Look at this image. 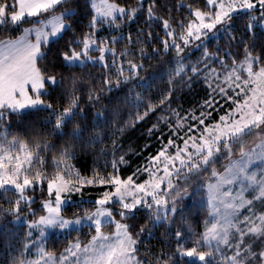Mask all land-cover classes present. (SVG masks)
Returning <instances> with one entry per match:
<instances>
[{
	"label": "snow or ice",
	"instance_id": "6c2138e0",
	"mask_svg": "<svg viewBox=\"0 0 264 264\" xmlns=\"http://www.w3.org/2000/svg\"><path fill=\"white\" fill-rule=\"evenodd\" d=\"M74 4L0 0V220L10 216L17 227L26 225L7 264H152L141 244L156 228L175 237V248L155 264H264V0H192L181 5L187 13L180 19L172 8L158 13L167 0H90L89 30L79 35ZM140 17L147 32L138 27L133 38L122 31ZM152 23L162 25L163 37L154 35ZM105 27L113 34L98 37ZM154 58L160 68L149 73L144 61ZM97 64L98 80L77 76V68ZM177 83L202 84L206 98L192 108L173 107ZM153 117L146 132L160 146L121 175L119 166L129 161L108 129L123 132ZM14 123L28 135L13 133ZM108 137L111 159L101 148L104 167L82 175L70 161ZM45 185L38 214L29 190ZM86 185L104 190L84 201ZM73 193L81 200L69 211ZM189 196L207 209L190 242ZM49 232L66 240L59 255L41 243Z\"/></svg>",
	"mask_w": 264,
	"mask_h": 264
},
{
	"label": "trees",
	"instance_id": "16d2710c",
	"mask_svg": "<svg viewBox=\"0 0 264 264\" xmlns=\"http://www.w3.org/2000/svg\"><path fill=\"white\" fill-rule=\"evenodd\" d=\"M123 2V0H121ZM129 5H136L137 3H146V0H128ZM189 3H192V0H167L166 5H162L160 8L157 9L158 13L160 15H167L168 9L172 8V16L176 19H180L182 14L187 13L186 7H181V5H187ZM74 7H77L78 11V21H77V27L75 29V35L81 34V32L88 31V24L90 22L92 9L90 7V0H75ZM196 6H200L199 3ZM31 19V18H29ZM23 27H27V24L22 25ZM144 28L145 32L148 31V28L145 27V18L140 17L139 19L129 23H125L123 25L122 31L126 34L129 31L132 32L133 38H135L137 32V28ZM237 32L241 31L243 29V21H239L236 25ZM154 35L159 34L160 37H163L164 32L162 25L157 26L156 23H152V28ZM113 34L111 30L105 28L104 30H101L97 32L98 37H104L106 35ZM73 33L69 32L65 35L64 40H68L72 38ZM104 35V36H102ZM2 38V37H0ZM220 47L226 48V40L227 37L224 33L218 34ZM64 40H62L60 43L63 45ZM212 47L210 50H215V45L217 43L216 39H213L211 42ZM150 44V42H149ZM124 45L120 44L118 45V50L122 48ZM132 47L138 48L139 45L133 44ZM235 47L233 48V51H236ZM148 54H151V47H147L146 49ZM191 57L195 59L199 55V51L195 48L191 50L190 53ZM111 57H109V60ZM146 65H151L150 68H148V72L151 73L153 71H157L160 68V61L159 59H152L148 60L145 59ZM89 73H91V77L98 80L100 78L101 73V66L97 64L95 67H86L82 71L77 68L76 74L77 76H81L84 78L85 81L89 79ZM143 74V73H142ZM167 81L165 79V82L163 84H160L159 87L163 88L165 87ZM88 85L85 84L84 87L86 88ZM158 91V89H153V93ZM109 95H112L111 93ZM115 95H119V93H116ZM174 103L173 107H176L177 104H179L182 108L188 109L197 106L201 100L206 98V90L205 87L202 84H194L191 89L188 87H182L179 83L176 85V91L174 92ZM53 100L59 101V97H56L55 95L52 97ZM84 100H87V95L85 93ZM60 103H63V101H59ZM112 107H116V104L113 103ZM134 111V110H133ZM121 116L124 118H127L128 116V109L126 107L120 108ZM149 120L147 122H140L135 125V127H126L123 132L116 131L115 127H110L108 129L109 133L115 132V138L117 139V143L122 145L123 151L127 154V159L129 161V165H120V172L121 175H127L131 171H133L142 161L146 158L148 153H155V151L160 146L159 141L157 140L156 136L149 137L148 133L146 132L147 127L150 126V124L154 121ZM123 123L122 119L117 120V126ZM11 131L13 133H19L21 136L28 135L25 131H23V126L18 124H13ZM159 135L158 133L156 134ZM111 138L108 137L105 139V142L103 144L97 143L94 147L89 148L86 153L81 154L79 151H77L76 158L71 160L70 163L75 166L76 169L80 171L82 175H88L91 176L94 169L100 168L102 169L105 165L106 157L104 156V153L100 151L101 148H104L106 152L108 153L107 159H111V153H112V146H111ZM147 148H145V145H149ZM50 164V161H49ZM49 172L51 173V167H49ZM109 170L111 168L109 167ZM85 190L89 193H92L90 196L92 197L93 201L104 189L103 186L95 185V186H87L85 187ZM38 192V191H35ZM40 194H38L35 198V203L33 204V207L37 208L38 214L40 205L42 203V199L44 196H46V187L44 186L41 191H39ZM186 204V221L187 223L184 225L188 231H186L185 239L186 241H191L195 237L193 233H197L202 231L204 220L207 216V209L201 208L199 205V197L196 199H193L191 196L187 197L185 200ZM90 204L85 203L82 207H90ZM69 211L73 210L71 207L68 209ZM179 219V218H178ZM6 226V231L4 230ZM173 229L176 228V225L174 224L172 226ZM26 231V225L23 227H17V224L12 220L10 216L4 217L3 220H0V264H7L8 259L10 255L15 254L16 250L21 247L22 238L24 236V233ZM142 244H141V252L142 254L147 251L148 253H151L152 255L145 256V259L150 260L152 264H155V258L156 256L161 255L162 253H169L175 248V237L166 235L163 228H156L154 229L150 234L146 231L143 234L142 237ZM66 246V240L61 234L53 233L52 236L49 238L46 247L49 250L54 251L56 254H59L63 248ZM187 259V258H185ZM196 264H199L197 261Z\"/></svg>",
	"mask_w": 264,
	"mask_h": 264
},
{
	"label": "rangeland",
	"instance_id": "374dc122",
	"mask_svg": "<svg viewBox=\"0 0 264 264\" xmlns=\"http://www.w3.org/2000/svg\"><path fill=\"white\" fill-rule=\"evenodd\" d=\"M31 19H33V18H31ZM106 28V27H105ZM104 28V29H105ZM103 29V30H104ZM101 31V30H100ZM97 32H99V31H97ZM102 36H104V35H102ZM87 186H90V185H86L85 187H87ZM44 187V186H43ZM43 187H41V186H38L37 188H36V190L35 191H38V192H32V190L30 189L29 190V194H31V195H33L34 196V200H35V198H36V196L38 195V194H40L39 193V191H41V189L43 188ZM45 187H46V185H45ZM85 187H84V190H83V200L84 201H91L92 200V197L90 196L92 193H89L88 191H86L85 190ZM81 200V194L80 193H73L72 194V201H68L67 202V204L65 205V207H66V209L68 210L69 209V207L72 205V202L73 201H80ZM42 204V203H41ZM83 205H85V204H83ZM82 205V206H83ZM258 207H259V205H258ZM15 222V221H14ZM16 223V222H15ZM52 234L53 233H51V232H49V233H47L46 234V236H45V239L43 240V241H41V243H43V244H47V242H48V240H49V238L52 236ZM56 234H60L59 232H56ZM57 255H59V254H57Z\"/></svg>",
	"mask_w": 264,
	"mask_h": 264
}]
</instances>
